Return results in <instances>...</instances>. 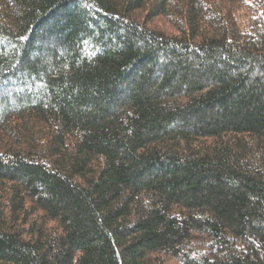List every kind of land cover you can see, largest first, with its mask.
I'll list each match as a JSON object with an SVG mask.
<instances>
[{
	"label": "trees",
	"instance_id": "trees-1",
	"mask_svg": "<svg viewBox=\"0 0 264 264\" xmlns=\"http://www.w3.org/2000/svg\"><path fill=\"white\" fill-rule=\"evenodd\" d=\"M0 264H264V0H0Z\"/></svg>",
	"mask_w": 264,
	"mask_h": 264
},
{
	"label": "rangeland",
	"instance_id": "rangeland-1",
	"mask_svg": "<svg viewBox=\"0 0 264 264\" xmlns=\"http://www.w3.org/2000/svg\"><path fill=\"white\" fill-rule=\"evenodd\" d=\"M247 15H249L247 13V9L245 11L240 10L239 14L237 15L239 23L244 24V22H245L244 20H246ZM153 25H156L160 28L164 27L168 31H173V29H171L172 26L170 24H168V22H166L163 18L155 20Z\"/></svg>",
	"mask_w": 264,
	"mask_h": 264
}]
</instances>
